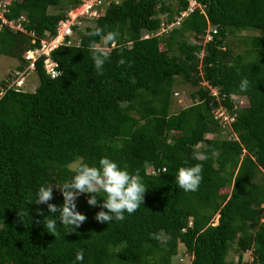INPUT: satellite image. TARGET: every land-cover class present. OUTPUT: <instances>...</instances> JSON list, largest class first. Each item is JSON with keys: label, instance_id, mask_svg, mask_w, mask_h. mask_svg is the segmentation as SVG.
<instances>
[{"label": "trees", "instance_id": "16d2710c", "mask_svg": "<svg viewBox=\"0 0 264 264\" xmlns=\"http://www.w3.org/2000/svg\"><path fill=\"white\" fill-rule=\"evenodd\" d=\"M168 1L111 0L92 24L75 30L70 44L50 51L59 77L45 71L40 56L32 90L7 88L11 73L0 80V264H183L171 261L179 244L186 264H264V0H196L203 13L194 9L156 35L158 15L167 23L186 5ZM62 5L9 0L7 18L24 14L23 26L35 38L0 28V55L16 59L21 70L25 50L54 34L66 10L48 8ZM208 26L215 32L203 42ZM97 27L117 34L102 74L89 51L91 42H101L88 35ZM240 30L260 33L238 39L243 48L235 52L227 38ZM203 80L224 94L220 102L234 114L230 124L221 127L213 117L219 102ZM181 82L196 89L188 105L174 109L173 87ZM239 97L245 102L232 108ZM194 150L207 159L194 160ZM102 157L138 171L147 188L138 210L125 212L123 221L95 219L103 192L95 207L87 203L92 194L77 197L87 220L75 229L62 225L47 204L35 203L39 187L52 185L49 203L61 206L58 187L73 176L68 165L82 160L98 167ZM198 163L201 183L186 192L177 171ZM43 219H56V236ZM229 251L236 260L227 258ZM245 251L250 260L242 259Z\"/></svg>", "mask_w": 264, "mask_h": 264}, {"label": "clouds", "instance_id": "9594fccd", "mask_svg": "<svg viewBox=\"0 0 264 264\" xmlns=\"http://www.w3.org/2000/svg\"><path fill=\"white\" fill-rule=\"evenodd\" d=\"M88 35L91 37H100V43L93 41L89 44V51L94 62L95 70L97 73L102 74L103 65L110 58V48L107 46L111 45V47H115L117 34L112 31H108L105 34L102 28L97 27L94 31L89 32ZM118 63L124 65L125 60L121 58ZM60 75V72L54 71L52 78L55 79ZM201 82L208 84L204 80ZM248 86L249 81L246 78L243 79L239 85L240 91H247ZM21 89H23V85L19 89L14 90ZM235 100L237 99L232 101L234 105L238 101L235 102ZM192 158L194 160H202L207 159V156L199 150H194ZM68 167L73 173V176L70 180L63 183L62 186L58 187L63 196V204L58 207L56 204L49 203L53 198L52 185L40 186L35 202L36 204H47L48 211L50 213H58L62 225L68 228H73L71 226L78 228L87 220V216L77 210L76 200L82 193L92 194L88 197L87 203L93 207L97 206V197L100 196L99 193H104V196H102V210L95 214V219L101 223H109L113 219L123 221L125 219V212L129 215L133 214L144 201V194L147 188L141 182L139 172L130 173L126 167L121 168L115 161L108 157H102L99 160L98 167L89 166L82 160H77L69 164ZM202 170L203 166L199 163L191 167H180L175 177L177 185L186 192L198 190L202 180ZM161 171L167 172V169L165 168ZM103 209H107V211ZM43 225L48 233L54 236L58 234L56 219H43ZM151 235L154 239H162L161 234L153 233ZM83 256V251L76 253V259L78 261H82Z\"/></svg>", "mask_w": 264, "mask_h": 264}, {"label": "built area", "instance_id": "2783aa9c", "mask_svg": "<svg viewBox=\"0 0 264 264\" xmlns=\"http://www.w3.org/2000/svg\"><path fill=\"white\" fill-rule=\"evenodd\" d=\"M110 1L111 0H78L69 6L64 11V16L58 19L55 33L39 37L37 46L25 50L23 57L26 64L21 70H14L6 87L19 89L24 83V75L34 69V62L40 56H44L43 67L45 71L52 76V73L58 70L55 68L56 63L50 58V51L60 43L65 42L66 44H70L73 40L75 30L81 29L89 20L96 18ZM114 1L116 2V0ZM8 2L9 0L0 1V28L6 27L13 32H25L31 35L33 37L31 41H34V32L26 30L23 26V22L26 21L24 14H19L15 18H7L6 13L8 11ZM194 9H198L199 12L203 13V5L196 0H186L185 7L178 10L171 21L167 23L160 22V30H170L171 28L178 26L182 19L193 12ZM214 32L215 27L208 26L203 35V42L210 40L212 37L211 33ZM145 36H147V34L143 35V37ZM204 84L209 89L210 94L214 95L219 102L212 111L213 117L219 122L221 127L230 124L234 119V114L228 109V107L222 105L220 102L221 98H224V94L219 95L215 87H211L205 82ZM234 107L235 105L232 108Z\"/></svg>", "mask_w": 264, "mask_h": 264}, {"label": "rangeland", "instance_id": "374dc122", "mask_svg": "<svg viewBox=\"0 0 264 264\" xmlns=\"http://www.w3.org/2000/svg\"><path fill=\"white\" fill-rule=\"evenodd\" d=\"M1 1V0H0ZM6 1V0H3ZM8 1V0H7ZM118 1V0H116ZM168 3L171 6H174L176 1L175 0H169ZM63 4V5H62ZM73 3L69 1L67 2V0H61V7L59 8V6H52L48 8L49 12H58L59 10H65L67 9L69 6H71ZM103 11V10H102ZM160 17L161 22L165 21V17L166 15H164V13L159 14L158 15ZM93 20H89L86 24H92ZM169 30H160V26L156 29L155 33L156 35H160L163 33H167ZM260 32L255 31V30H240L238 32H233L231 34L228 35V43L230 45V48H232L233 51L235 52H240L243 48V44H241L238 39H241L243 36L246 35H255V34H259ZM144 34H149L148 32H146L145 30H143L141 32V35L143 36ZM188 41H192V35H185L184 36ZM203 41V40H202ZM17 64L16 59L5 56V55H0V80H2L4 78V76L6 74H13L15 69V65ZM37 83L36 80V76L34 75L33 72H29L28 74L24 75V84H23V88L26 90H32L35 85ZM200 85H204V82H201ZM196 86L195 85H191L187 82L184 83H178L177 85H174L173 87V93H172V107L174 109L180 108L182 106L188 105L191 102V99L188 95V93L192 90H195ZM238 100V101H237ZM236 101L239 104H243L245 102L244 99H242L241 97H239V99H237ZM216 222V220L214 221V223ZM227 258H231L233 260H236V254H234L232 251H229ZM242 259L243 260H250V253L248 251H245L242 253ZM172 263H176V262H181L183 264L188 263V257L187 255L184 253V247L179 244L177 247V252L175 253L174 256H172Z\"/></svg>", "mask_w": 264, "mask_h": 264}]
</instances>
